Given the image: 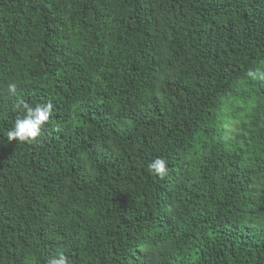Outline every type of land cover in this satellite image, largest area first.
I'll use <instances>...</instances> for the list:
<instances>
[{
  "label": "trees",
  "instance_id": "trees-1",
  "mask_svg": "<svg viewBox=\"0 0 264 264\" xmlns=\"http://www.w3.org/2000/svg\"><path fill=\"white\" fill-rule=\"evenodd\" d=\"M250 70L264 0H0V264H264ZM18 99L53 105L32 143Z\"/></svg>",
  "mask_w": 264,
  "mask_h": 264
},
{
  "label": "clouds",
  "instance_id": "clouds-1",
  "mask_svg": "<svg viewBox=\"0 0 264 264\" xmlns=\"http://www.w3.org/2000/svg\"><path fill=\"white\" fill-rule=\"evenodd\" d=\"M252 79H260L264 81V72L249 71L247 73ZM8 91L15 95L17 92V85L15 83L8 84ZM15 108L21 112V115L16 118L10 130L7 131V139L9 142H34L42 135L50 116L53 112V105L51 102L31 107L27 102L18 99ZM149 171L154 176H158L163 180L168 174V162L164 158L157 157L148 165ZM50 264H71L69 258L60 252L56 257H53Z\"/></svg>",
  "mask_w": 264,
  "mask_h": 264
}]
</instances>
